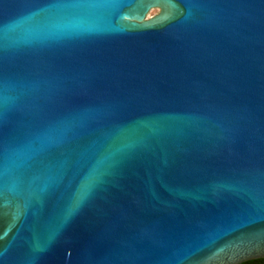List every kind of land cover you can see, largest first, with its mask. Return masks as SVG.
Listing matches in <instances>:
<instances>
[{
	"label": "water",
	"instance_id": "95a60500",
	"mask_svg": "<svg viewBox=\"0 0 264 264\" xmlns=\"http://www.w3.org/2000/svg\"><path fill=\"white\" fill-rule=\"evenodd\" d=\"M262 257L264 0H0V264Z\"/></svg>",
	"mask_w": 264,
	"mask_h": 264
},
{
	"label": "flooded vegetation",
	"instance_id": "af4514ba",
	"mask_svg": "<svg viewBox=\"0 0 264 264\" xmlns=\"http://www.w3.org/2000/svg\"><path fill=\"white\" fill-rule=\"evenodd\" d=\"M253 261V262H251ZM247 262V263H246ZM239 264H264V257L258 259L248 260Z\"/></svg>",
	"mask_w": 264,
	"mask_h": 264
},
{
	"label": "rangeland",
	"instance_id": "374dc122",
	"mask_svg": "<svg viewBox=\"0 0 264 264\" xmlns=\"http://www.w3.org/2000/svg\"><path fill=\"white\" fill-rule=\"evenodd\" d=\"M157 12H158V9H157V8H154V9H152V10L150 11L149 15H153V14H155V13H157Z\"/></svg>",
	"mask_w": 264,
	"mask_h": 264
},
{
	"label": "trees",
	"instance_id": "16d2710c",
	"mask_svg": "<svg viewBox=\"0 0 264 264\" xmlns=\"http://www.w3.org/2000/svg\"><path fill=\"white\" fill-rule=\"evenodd\" d=\"M251 262H253V261H251ZM247 263V262H246Z\"/></svg>",
	"mask_w": 264,
	"mask_h": 264
}]
</instances>
